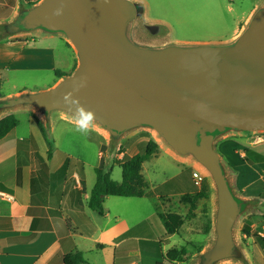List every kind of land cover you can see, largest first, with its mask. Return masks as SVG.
Here are the masks:
<instances>
[{
	"label": "crops",
	"instance_id": "0c3cea01",
	"mask_svg": "<svg viewBox=\"0 0 264 264\" xmlns=\"http://www.w3.org/2000/svg\"><path fill=\"white\" fill-rule=\"evenodd\" d=\"M19 4L20 0H0V11L11 7L7 22L16 18ZM241 30L242 25L225 44L235 41ZM78 62L75 47L61 33L38 29L8 36L0 40V88L10 83L12 90L0 92V99L53 88L75 72ZM9 115L19 125L0 140V264H65L64 257L73 252H81L89 264H152L158 243L164 255L178 249L169 245L186 223L167 236L160 215L185 217L177 205L188 210L183 197L194 195L195 188L183 187L178 174L154 185L150 176L146 178L145 165L154 159L155 167L169 158L198 170L193 156L136 128L117 139L96 121L79 131L78 117L63 111L48 118L32 105H21L1 110L0 120ZM44 130L54 143L51 158ZM238 136L225 140L219 152L233 193L246 203L238 234L242 258L219 264H264V147H249V140ZM151 142L156 150L142 167L150 185L144 196H108L104 216L90 209L96 169L113 174L134 156H145Z\"/></svg>",
	"mask_w": 264,
	"mask_h": 264
},
{
	"label": "water",
	"instance_id": "95a60500",
	"mask_svg": "<svg viewBox=\"0 0 264 264\" xmlns=\"http://www.w3.org/2000/svg\"><path fill=\"white\" fill-rule=\"evenodd\" d=\"M144 15L131 0H43L2 25L13 36L38 29L63 34L78 66L55 87L0 99V111L32 105L46 117L80 110L115 139L149 127L175 151L193 156L217 188L216 243L199 264L241 259L234 227L246 204L233 193L216 140L226 132L264 133V8L232 43L140 47L128 37ZM157 25L147 26L150 33Z\"/></svg>",
	"mask_w": 264,
	"mask_h": 264
},
{
	"label": "rangeland",
	"instance_id": "374dc122",
	"mask_svg": "<svg viewBox=\"0 0 264 264\" xmlns=\"http://www.w3.org/2000/svg\"><path fill=\"white\" fill-rule=\"evenodd\" d=\"M42 2L43 0H20L18 15L22 11L31 9ZM31 3L34 5H30ZM141 4L144 8V15L130 24L128 37L136 45L151 49H162L168 46L193 47L228 43L227 40L237 34L241 25L242 34L247 29L253 15L260 8H264V0H143ZM256 5L257 7H255ZM10 13L11 7L2 9L0 20L4 18L7 22ZM247 16H249L248 19ZM8 23L11 22L2 23L0 26ZM150 25H157V32L150 33L147 29V26ZM39 77L47 79L43 75H39ZM4 84L2 89L0 88L2 94L12 90L10 83ZM136 129L148 131L156 137L159 136L157 131L149 127ZM238 135H244L243 137L247 141L249 140V147H252L251 143L264 147L263 132L247 133L232 130L224 133L216 140L215 148L219 151L225 140H233V138H238ZM160 161L162 163H157L155 167L154 159L149 160L145 165L146 178L150 176L154 185H159L171 176L178 174L177 181L180 180L183 187L195 188V197L197 194L204 195V197L195 201L196 208L194 211L190 210V204H187L188 210L183 205H177L180 213H187L182 218L183 224L186 223V226L173 237L169 246L178 248L177 251L184 249L186 255L179 258L182 262L169 260L166 264H199L201 255L212 248L217 239L215 225L218 211V193L216 185L210 173L201 164H199L198 171L205 175L206 181L203 187L199 189L194 185L193 172L196 171L195 169L188 165L176 163L169 158H163ZM112 178L116 182H122V169L120 167H115ZM174 182L176 183V181ZM134 200L140 201L139 199ZM143 201L146 202L147 200ZM147 202L149 204V201ZM243 218L244 210L239 215L234 227V237L237 245H240L238 234L240 222Z\"/></svg>",
	"mask_w": 264,
	"mask_h": 264
},
{
	"label": "trees",
	"instance_id": "16d2710c",
	"mask_svg": "<svg viewBox=\"0 0 264 264\" xmlns=\"http://www.w3.org/2000/svg\"><path fill=\"white\" fill-rule=\"evenodd\" d=\"M30 1V0H28ZM34 5V4H30ZM2 31V26H0V40L7 38ZM57 76L63 78L65 74L57 72ZM1 73H0V85H1ZM19 125V120L13 116L9 115L0 120V140L6 137L13 129ZM45 136L50 144L49 158L52 157L54 143L49 134L44 130ZM155 144L149 143L146 150V155H137L128 161L121 164L122 168V182L118 183L112 178V170L107 169H96L97 180L96 184L91 192L89 207L93 211H96L99 215L104 216L106 213L104 204L108 196H118V197H143L146 191L150 188L149 183L146 181L142 174V167L145 160L155 153ZM187 195L183 197V202L190 204V210L194 211L196 208L195 201L204 197L202 194ZM160 219L164 223L167 229V236H172L178 232V230L183 225V219L177 214H167L160 215ZM209 230V229H208ZM158 243V253L151 261L152 264H166L167 261H180L181 256L186 255L184 249L177 251V249L170 250L166 255L163 254L162 249ZM178 254V257H177ZM65 264H89L83 257L81 252H73L64 257Z\"/></svg>",
	"mask_w": 264,
	"mask_h": 264
},
{
	"label": "clouds",
	"instance_id": "9594fccd",
	"mask_svg": "<svg viewBox=\"0 0 264 264\" xmlns=\"http://www.w3.org/2000/svg\"><path fill=\"white\" fill-rule=\"evenodd\" d=\"M93 120V114L90 112H85L80 110L78 117V129L79 131H86L90 126L91 121Z\"/></svg>",
	"mask_w": 264,
	"mask_h": 264
},
{
	"label": "built area",
	"instance_id": "2783aa9c",
	"mask_svg": "<svg viewBox=\"0 0 264 264\" xmlns=\"http://www.w3.org/2000/svg\"><path fill=\"white\" fill-rule=\"evenodd\" d=\"M193 180H194L195 186L200 189L203 187L206 181V177L205 175H203V173L201 174L198 170H196L195 172H193Z\"/></svg>",
	"mask_w": 264,
	"mask_h": 264
}]
</instances>
